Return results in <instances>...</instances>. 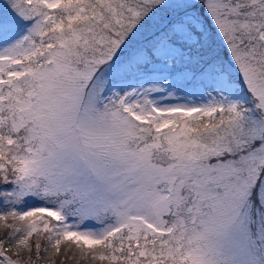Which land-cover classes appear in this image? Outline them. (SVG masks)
Returning <instances> with one entry per match:
<instances>
[{
  "label": "snow or ice",
  "instance_id": "1",
  "mask_svg": "<svg viewBox=\"0 0 264 264\" xmlns=\"http://www.w3.org/2000/svg\"><path fill=\"white\" fill-rule=\"evenodd\" d=\"M0 264H264V0H0Z\"/></svg>",
  "mask_w": 264,
  "mask_h": 264
}]
</instances>
